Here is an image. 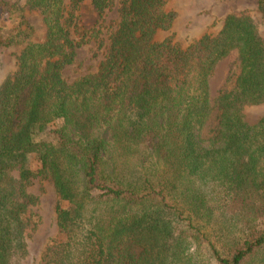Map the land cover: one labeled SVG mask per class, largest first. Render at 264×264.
<instances>
[{"label": "trees", "instance_id": "obj_1", "mask_svg": "<svg viewBox=\"0 0 264 264\" xmlns=\"http://www.w3.org/2000/svg\"><path fill=\"white\" fill-rule=\"evenodd\" d=\"M82 1H0V47L21 48L0 82V264L28 254L38 177L53 185L59 234L40 264H264V117L244 116L264 104V36L250 13L183 45L168 0H86L95 24L115 4L117 17L76 42ZM86 36L102 60L67 82ZM232 52L238 72L211 99Z\"/></svg>", "mask_w": 264, "mask_h": 264}, {"label": "rangeland", "instance_id": "obj_2", "mask_svg": "<svg viewBox=\"0 0 264 264\" xmlns=\"http://www.w3.org/2000/svg\"><path fill=\"white\" fill-rule=\"evenodd\" d=\"M11 4L24 6L25 0H0ZM69 4L70 0H65ZM26 8V7H25ZM167 10L176 12V19L172 27V33L183 44L187 45L194 38L203 33L216 32L222 25L223 19L228 14H236L242 11H248L258 26L260 33L264 36V22L260 13L257 11L256 0H168ZM78 16V33L71 30V36L76 42L81 41L79 38L86 30L96 29L103 31L112 24L116 17V4L112 10L107 12L104 22L101 25L96 23V13L86 0H83L76 11ZM28 21L37 27H41L39 18L27 12ZM81 28V29H80ZM95 32V35H96ZM168 33L158 34L162 39ZM107 38V35H106ZM89 36L85 37V42L76 48L75 59L72 64L62 70L63 78L67 82L87 74L95 73L103 57V48H98V42L95 36L90 40ZM20 47H0V82L2 79L11 74L15 68V55L20 51ZM238 72V60L236 52L230 53L227 57L218 62L209 79L211 99H215L219 92L229 88L230 83L227 79H233ZM245 121L253 125L264 117V104L249 106L244 110ZM216 110L212 111L204 127L203 134L210 136L216 125ZM29 191L38 197V202L34 211L38 217L37 227L32 232L27 241L28 254L21 264H40V258L45 248L52 241L59 238L58 230L55 224L54 209L57 203V197L52 183L43 177L34 178L29 185ZM135 252H139L135 249Z\"/></svg>", "mask_w": 264, "mask_h": 264}]
</instances>
